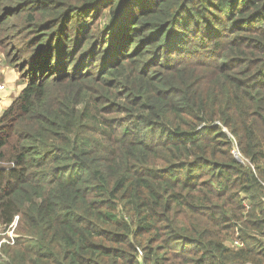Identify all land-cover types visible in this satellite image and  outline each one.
<instances>
[{"label": "trees", "instance_id": "16d2710c", "mask_svg": "<svg viewBox=\"0 0 264 264\" xmlns=\"http://www.w3.org/2000/svg\"><path fill=\"white\" fill-rule=\"evenodd\" d=\"M0 52V264H264V0H0Z\"/></svg>", "mask_w": 264, "mask_h": 264}, {"label": "rangeland", "instance_id": "374dc122", "mask_svg": "<svg viewBox=\"0 0 264 264\" xmlns=\"http://www.w3.org/2000/svg\"><path fill=\"white\" fill-rule=\"evenodd\" d=\"M7 68H10V67L6 66L5 58L3 57L2 53L0 52V82H2V83H0V85H4L7 88V90L11 91V92L16 90L17 92L14 95V96H16L18 94V92H20L21 89H23L24 85L20 84L21 87H19L16 84L14 72L11 70L12 68L11 69H7ZM17 82H18V80H17ZM14 99H15V97H14ZM9 100H13V99L9 98ZM5 106H8V105H5ZM1 232H2V229H0V233ZM13 232H14V229L9 231L8 237H12ZM4 234H6V233H4Z\"/></svg>", "mask_w": 264, "mask_h": 264}, {"label": "crops", "instance_id": "0c3cea01", "mask_svg": "<svg viewBox=\"0 0 264 264\" xmlns=\"http://www.w3.org/2000/svg\"><path fill=\"white\" fill-rule=\"evenodd\" d=\"M7 69H11V68H7ZM11 70L14 72L15 79H16V84L19 87H21L20 84L17 82V80H18V74L15 72L14 69H11ZM0 83H2V82H0ZM7 91L8 90L5 87V90L3 91L5 94L3 92L0 93V117L4 113V111L7 110L11 106V104L14 101V97L16 98L21 93L22 89H21L20 92H18V94L16 96H14L15 93L17 92L16 90H14L13 92H11V91H8L7 92ZM9 98H12L13 100H9ZM5 105H8V106H5Z\"/></svg>", "mask_w": 264, "mask_h": 264}, {"label": "built area", "instance_id": "2783aa9c", "mask_svg": "<svg viewBox=\"0 0 264 264\" xmlns=\"http://www.w3.org/2000/svg\"><path fill=\"white\" fill-rule=\"evenodd\" d=\"M3 90H5V86L4 85H0V93H1V91H3ZM16 224V223H15ZM13 229L15 228V226L13 227V226H11Z\"/></svg>", "mask_w": 264, "mask_h": 264}, {"label": "water", "instance_id": "95a60500", "mask_svg": "<svg viewBox=\"0 0 264 264\" xmlns=\"http://www.w3.org/2000/svg\"><path fill=\"white\" fill-rule=\"evenodd\" d=\"M236 158L239 160V161H242V159L240 158V155L236 153Z\"/></svg>", "mask_w": 264, "mask_h": 264}, {"label": "clouds", "instance_id": "9594fccd", "mask_svg": "<svg viewBox=\"0 0 264 264\" xmlns=\"http://www.w3.org/2000/svg\"><path fill=\"white\" fill-rule=\"evenodd\" d=\"M4 91V90H3ZM3 91H1V92H3Z\"/></svg>", "mask_w": 264, "mask_h": 264}]
</instances>
